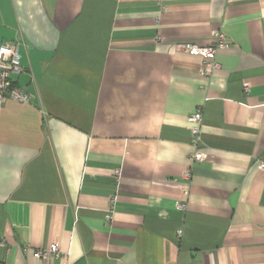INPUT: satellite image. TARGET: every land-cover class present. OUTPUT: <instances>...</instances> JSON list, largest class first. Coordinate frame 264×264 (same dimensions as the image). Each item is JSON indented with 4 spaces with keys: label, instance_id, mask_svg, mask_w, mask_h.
<instances>
[{
    "label": "crops",
    "instance_id": "crops-1",
    "mask_svg": "<svg viewBox=\"0 0 264 264\" xmlns=\"http://www.w3.org/2000/svg\"><path fill=\"white\" fill-rule=\"evenodd\" d=\"M7 42L0 264H264V0H0Z\"/></svg>",
    "mask_w": 264,
    "mask_h": 264
},
{
    "label": "built area",
    "instance_id": "built-area-1",
    "mask_svg": "<svg viewBox=\"0 0 264 264\" xmlns=\"http://www.w3.org/2000/svg\"><path fill=\"white\" fill-rule=\"evenodd\" d=\"M18 44L14 42L4 43L0 47V108H2L9 100L19 103H31L32 96L26 91L14 85L12 77L23 72L20 63V55L17 50ZM231 44L227 36L221 31L212 34V44L209 46H198L192 43H181L178 49L190 56L202 59L203 65L200 70L202 76L211 78L212 74L221 68L217 57L220 52L228 50ZM249 89L246 88V91ZM202 112L198 111L189 118V122L194 126L191 130L193 145L198 148L200 146V125L202 123ZM207 158L202 151H196L193 155L194 162H202ZM264 169V164L261 166ZM184 205H180V209H184ZM181 234V232H180ZM58 244H53L49 250L38 251L37 257L47 258L49 256H58Z\"/></svg>",
    "mask_w": 264,
    "mask_h": 264
},
{
    "label": "trees",
    "instance_id": "trees-1",
    "mask_svg": "<svg viewBox=\"0 0 264 264\" xmlns=\"http://www.w3.org/2000/svg\"><path fill=\"white\" fill-rule=\"evenodd\" d=\"M14 85H15V83H14Z\"/></svg>",
    "mask_w": 264,
    "mask_h": 264
}]
</instances>
